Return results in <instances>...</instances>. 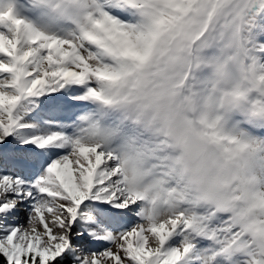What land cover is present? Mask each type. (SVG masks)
Segmentation results:
<instances>
[{
    "label": "snow or ice",
    "instance_id": "1",
    "mask_svg": "<svg viewBox=\"0 0 264 264\" xmlns=\"http://www.w3.org/2000/svg\"><path fill=\"white\" fill-rule=\"evenodd\" d=\"M0 9V264H264V0Z\"/></svg>",
    "mask_w": 264,
    "mask_h": 264
},
{
    "label": "rangeland",
    "instance_id": "2",
    "mask_svg": "<svg viewBox=\"0 0 264 264\" xmlns=\"http://www.w3.org/2000/svg\"><path fill=\"white\" fill-rule=\"evenodd\" d=\"M9 3L15 4L16 13L19 16L35 19L36 14L28 10L27 0H0V9L6 8Z\"/></svg>",
    "mask_w": 264,
    "mask_h": 264
}]
</instances>
